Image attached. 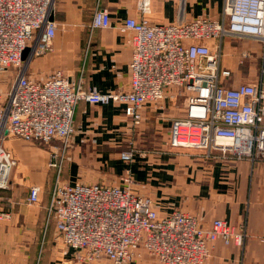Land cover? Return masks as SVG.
I'll list each match as a JSON object with an SVG mask.
<instances>
[{
	"label": "built area",
	"instance_id": "obj_1",
	"mask_svg": "<svg viewBox=\"0 0 264 264\" xmlns=\"http://www.w3.org/2000/svg\"><path fill=\"white\" fill-rule=\"evenodd\" d=\"M153 1L135 0L137 15L117 26L131 50L127 87L100 92L85 89L81 78L70 80L61 71L28 77L29 62L52 50L58 29L54 0H0V192L9 188L16 165L3 147L5 138L52 146L48 165L56 176L47 223L71 251L62 264H131L135 257L155 264H206L216 242L242 245L245 238L244 226L236 230L222 219L204 227L179 209L160 216L155 200L132 190L128 168L121 187L60 178L80 101L122 107L133 132L142 122V109L162 107L167 98L180 115L171 118L169 148L202 151L212 159L264 160V0H223L219 19L179 16L162 21L152 18ZM109 26V12L97 1L89 30ZM227 39L240 43L238 68L253 51L258 53L256 74L234 86L229 84L235 72L223 61ZM136 154L130 137L119 158L130 164ZM40 190L29 187L28 205L38 203ZM7 216L0 203V220Z\"/></svg>",
	"mask_w": 264,
	"mask_h": 264
},
{
	"label": "crops",
	"instance_id": "obj_2",
	"mask_svg": "<svg viewBox=\"0 0 264 264\" xmlns=\"http://www.w3.org/2000/svg\"><path fill=\"white\" fill-rule=\"evenodd\" d=\"M97 1L108 10L110 26L90 32L89 22ZM223 2L154 0L151 14L160 21L179 16L184 20L197 16L219 19ZM95 5L94 0H60L57 11L61 9L70 14L64 23L66 32L57 35L59 26L64 25L59 14L53 16L58 31L52 50L29 62L28 77L40 79L61 71L70 80L81 78L85 89L107 92L127 87L131 50L117 26L126 17L137 15L135 0H96ZM232 53L228 58V64L232 62L230 69L245 80L244 74L238 75L241 69L235 62L238 51ZM142 112V122L132 132L122 107L78 102L61 180L121 187L124 170L128 168L134 183L132 190L155 200L160 216L179 209L197 217L204 227L214 219L225 220L236 230L244 226L242 245L216 242L206 264H264V160L251 163L212 159L206 158L202 151L169 148L171 118L179 112L169 108L166 102L162 107H145ZM130 137L137 154L130 164H125L119 153ZM22 143L28 145L12 137L3 142L16 165L10 173L9 188L0 192L2 209L8 213L7 218L0 220V255L11 259L18 254L17 258L27 264L39 251L41 242L51 239L54 233L53 224L47 225L46 207L56 170L47 164L50 153L43 147L27 152L28 148L21 149ZM33 185L41 188L39 201L28 205L26 198ZM47 232L49 236L45 238ZM66 253L63 254L66 258L72 255L71 251ZM131 264L155 262L135 257Z\"/></svg>",
	"mask_w": 264,
	"mask_h": 264
},
{
	"label": "rangeland",
	"instance_id": "obj_3",
	"mask_svg": "<svg viewBox=\"0 0 264 264\" xmlns=\"http://www.w3.org/2000/svg\"><path fill=\"white\" fill-rule=\"evenodd\" d=\"M68 1H70V0H68ZM95 2H96V0H94V5H95ZM59 3H60V0H54V7H53L54 8V16L59 14L60 15L59 20L62 21L63 25H64V26H59V31L57 30L58 36L64 32H66V27H65L66 18H68L70 16V14L66 13L64 10L61 11V9H59L57 11ZM72 7H74V5ZM238 44H240V43H238L236 40H233V41H229L228 39L225 40V43L223 46V53L225 54V56H224L223 61H225V64L228 65L229 68H230L229 65H232V62H230L228 64L229 59L226 55H228L227 53H232L233 50L234 51L237 50V47L239 46ZM28 50L29 49H27V52H28ZM257 54L258 53L253 51L252 58L249 61H247L245 63V65H243L244 67H242L238 71V75L244 74V76L249 77V76H254L256 74V72L258 71V61H256V59H255ZM241 79H243V78H240L238 76L233 75L231 77L229 85L234 86V85L242 82ZM2 80H4V79H2ZM7 81H8V79H7ZM3 86H5V85L3 84ZM9 86H10V82L7 83V88ZM0 88H2V85H0ZM7 88H5V89H7ZM164 102H166L167 106L170 108L169 101L167 98ZM182 102H183L182 98H179L178 107H180L182 105ZM5 139H8V138H5ZM5 139H4V141H5ZM52 144L55 145V144H57V142L52 143ZM30 145H38L39 147L30 146ZM30 145L29 144L26 145V144L22 143L21 149L28 148V149H26V151L28 152L32 148H36V149H43L44 148V150L48 151V153H51L53 150L52 146H44L41 144H30ZM49 158H50V154L46 158L47 164H48ZM53 170H55V169H53ZM49 238H51V239H45L44 242L43 241L41 242V244L39 245V248H38L39 251L36 252L35 254H33L34 258H32V261L28 260L27 264H62L64 261H66L65 259H67L69 256L66 258L65 255H63V254H67L66 253L67 250L62 246V244L60 243V240L56 237L55 232ZM1 255H0V264H4V262L6 264H25L24 260H19V258H17L18 254H15L14 257L11 259H5ZM104 264H109V263L106 261V262H104Z\"/></svg>",
	"mask_w": 264,
	"mask_h": 264
},
{
	"label": "water",
	"instance_id": "obj_4",
	"mask_svg": "<svg viewBox=\"0 0 264 264\" xmlns=\"http://www.w3.org/2000/svg\"><path fill=\"white\" fill-rule=\"evenodd\" d=\"M27 55V49H25L23 52H22V59H25Z\"/></svg>",
	"mask_w": 264,
	"mask_h": 264
},
{
	"label": "trees",
	"instance_id": "obj_5",
	"mask_svg": "<svg viewBox=\"0 0 264 264\" xmlns=\"http://www.w3.org/2000/svg\"><path fill=\"white\" fill-rule=\"evenodd\" d=\"M50 224H51L50 222L47 223L48 226H50ZM48 234H49L48 232L45 234V238H46L47 236H49ZM47 238H48V237H47Z\"/></svg>",
	"mask_w": 264,
	"mask_h": 264
}]
</instances>
